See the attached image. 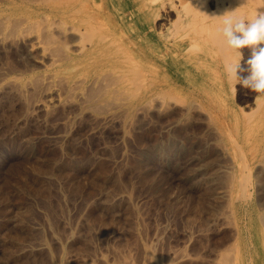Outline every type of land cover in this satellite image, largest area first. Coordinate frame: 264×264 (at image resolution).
Returning a JSON list of instances; mask_svg holds the SVG:
<instances>
[{
  "label": "rangeland",
  "instance_id": "obj_1",
  "mask_svg": "<svg viewBox=\"0 0 264 264\" xmlns=\"http://www.w3.org/2000/svg\"><path fill=\"white\" fill-rule=\"evenodd\" d=\"M46 1L0 0V21L29 18L0 28V264H211L239 238L237 225L239 242L264 264V169L252 155L264 147V109L251 123L243 114L257 94L202 81L178 34L180 67L170 68L187 81L179 96L139 97L131 108L117 94L116 109H85L83 95L65 85L49 19L39 22L59 18L49 12L58 0ZM238 1L226 0L225 10L251 18V1ZM208 5L214 10L215 0ZM241 51L246 68L251 49ZM239 153L251 195L232 204L225 182Z\"/></svg>",
  "mask_w": 264,
  "mask_h": 264
},
{
  "label": "bare ground",
  "instance_id": "obj_2",
  "mask_svg": "<svg viewBox=\"0 0 264 264\" xmlns=\"http://www.w3.org/2000/svg\"><path fill=\"white\" fill-rule=\"evenodd\" d=\"M40 1L38 3H41ZM239 1L241 5V0ZM250 1L253 4L251 17L256 11L264 12V0ZM215 5L216 8L213 10L209 7L208 0H58V3L51 5L49 12L55 16L58 14L59 18L50 17L47 14V16H42L40 19L44 20L39 22L49 19L46 37H50L52 41L55 39L54 42L58 40L62 44L63 49H61L64 50V52L61 50L63 52L61 57L66 71L67 80L64 78L67 84L65 85H68L70 90L73 89V93L80 92L83 95V99L85 98L87 102L85 109L100 111L109 105L116 109L118 108L116 103V107L114 104L111 105L115 102H112L113 98L118 97L117 94H120V97L124 95L121 98L128 95L126 98L132 99V105H130L133 108L136 104L133 100L139 97L151 101L158 97L159 99L177 97L182 93L187 81L185 82L184 78L181 80L179 74V77L176 75L178 69L173 71L170 68L176 63L179 66L180 60L177 55L179 38L187 43L186 52L195 55L196 66L203 72L200 76L202 81H205L204 76L206 78L212 76L217 87L223 88L229 84L232 89V82L227 77L225 64L235 57V53L228 50L218 36L222 18L217 16L223 14L227 3L226 0H215ZM36 9L35 12L40 7L37 11ZM196 12L202 14V22L196 21L198 18ZM173 16L176 18L173 19ZM162 18H165L166 22L161 21ZM28 19L25 16L14 18L9 15L4 21H0L2 22L0 28L7 25L15 28L21 27ZM198 24L202 25L200 29L197 27ZM40 27L43 26L40 25ZM40 27L37 28L40 29ZM184 30L187 31L185 34ZM176 35L179 36L178 39ZM150 61L153 63L150 64ZM80 99L86 105L82 97ZM256 103L254 110L245 111V113L242 110L246 120L248 119L250 123L254 120L256 112L261 108L264 109L261 106L262 98H256ZM201 104L198 102V105ZM247 140L249 141V137ZM257 146L255 151H252L255 152L252 155L258 160L259 168L264 169V147L258 148ZM238 163V169L233 167L235 169L229 172L228 182H225L228 183L230 189L228 197L231 198L232 204H236L237 200H240V203L244 202L251 195L248 187L252 183L251 170L248 168L250 167L247 164L249 162L242 153L238 155ZM257 172L258 170L255 174ZM261 184L262 180L258 179L257 185ZM260 220L264 223V213L260 214ZM237 227H239L240 238L244 227L240 225ZM239 238L229 243L230 245H225L226 248L218 252L216 260L214 259L215 261L213 260L211 264H255V257L250 254L252 247L248 244H241ZM245 255L248 256L247 260L244 258Z\"/></svg>",
  "mask_w": 264,
  "mask_h": 264
},
{
  "label": "clouds",
  "instance_id": "obj_3",
  "mask_svg": "<svg viewBox=\"0 0 264 264\" xmlns=\"http://www.w3.org/2000/svg\"><path fill=\"white\" fill-rule=\"evenodd\" d=\"M243 0H241V4ZM217 17L222 18V26L218 36L224 46L235 53V57L225 64L228 79L232 82V90L236 93V85L264 98V12H257L251 17L238 15L236 9L225 10ZM251 49V56L242 67V49ZM247 75H242V73Z\"/></svg>",
  "mask_w": 264,
  "mask_h": 264
}]
</instances>
